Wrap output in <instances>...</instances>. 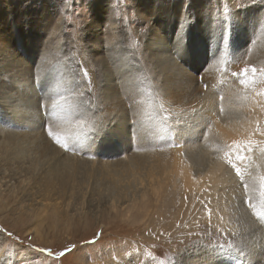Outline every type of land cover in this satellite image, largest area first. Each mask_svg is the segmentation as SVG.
I'll return each mask as SVG.
<instances>
[{
	"label": "rangeland",
	"instance_id": "374dc122",
	"mask_svg": "<svg viewBox=\"0 0 264 264\" xmlns=\"http://www.w3.org/2000/svg\"><path fill=\"white\" fill-rule=\"evenodd\" d=\"M244 69L264 82V0H0V264H264L256 166L199 197L163 155L203 173Z\"/></svg>",
	"mask_w": 264,
	"mask_h": 264
},
{
	"label": "bare ground",
	"instance_id": "6f19581e",
	"mask_svg": "<svg viewBox=\"0 0 264 264\" xmlns=\"http://www.w3.org/2000/svg\"><path fill=\"white\" fill-rule=\"evenodd\" d=\"M260 45V44H259ZM161 46V45H160ZM159 52V51H158ZM160 53V52H159ZM168 60V59H167ZM169 63V62H168ZM223 67V66H222ZM220 69V68H219ZM223 70V69H222ZM248 69L247 72H244V70H236V77L239 76V79L241 80V83H244V80L248 77L254 78L257 81L256 76L258 75V80L260 83H258L259 89L255 90L251 95L248 97L244 107L247 110V116L242 118V119H232V120H227L224 122L216 123V128L218 129V133L220 137L223 140L224 147L222 151H219L215 153V156L212 160H208V163L205 165L204 170H202V174H198L195 177L191 176L187 168H185L180 162L176 161L177 158L176 156L179 155V150L178 148H173L170 150L164 151L163 155L165 156H171L172 155V160H173V165L171 166V174H178L180 176V183H181V189L184 193H190L194 194L193 192L196 191L199 194H215L218 187L221 186L227 179V174L228 172L226 171L225 168V163L227 160L235 161L236 163L241 164L240 169H244L247 172L252 169L254 166H256L255 170L252 171L253 173L256 174V181L258 180L259 183L264 187V156L262 152H264V82L261 81L260 75L259 74H254L256 73L257 69L255 72L249 71ZM63 72V71H62ZM223 73V72H222ZM233 73V72H232ZM241 73V74H239ZM247 75V76H246ZM234 76V77H235ZM63 79L65 78L62 76ZM216 77V76H215ZM233 78V77H232ZM263 79V78H262ZM219 82V81H218ZM247 83V82H246ZM216 84V82H215ZM248 84V83H247ZM60 85V84H58ZM65 86V85H64ZM63 88V87H62ZM60 89V87H59ZM228 94H230L229 91H227ZM24 94V93H23ZM227 94V93H226ZM8 96V95H5ZM21 96V95H20ZM26 96V95H25ZM224 96V95H223ZM10 97V96H9ZM25 98V97H24ZM20 99V98H19ZM18 99V100H19ZM8 100V99H7ZM25 100V99H24ZM19 102H22L19 101ZM24 103V102H22ZM212 103V102H211ZM21 104V103H20ZM25 105V104H24ZM192 105V104H191ZM23 106V105H22ZM194 106V105H193ZM15 107V105H14ZM207 107V106H206ZM215 107V106H214ZM17 110V105L15 107ZM26 108V107H24ZM189 108V107H188ZM201 108V107H200ZM211 108V107H210ZM21 109V108H20ZM23 110V109H22ZM22 110H19L20 112ZM202 110V109H201ZM204 111V110H202ZM212 111V110H211ZM18 112V111H17ZM23 112V111H22ZM26 112V111H25ZM16 113V112H15ZM246 113V112H245ZM20 114V113H19ZM25 114V113H24ZM21 116V114H20ZM20 118V117H19ZM23 121V120H22ZM151 122V121H150ZM25 124V123H24ZM148 124V123H147ZM160 125V124H159ZM193 126V125H192ZM5 127V125H4ZM3 127V128H4ZM22 127V126H21ZM149 127V126H148ZM7 128V127H5ZM199 128V127H198ZM74 129V128H72ZM171 129V128H170ZM197 129V128H196ZM202 129V128H201ZM0 130H2L0 128ZM6 130V129H5ZM3 130L2 132H4ZM8 130V129H7ZM153 130V129H152ZM161 131H164L165 129L162 128L160 129ZM172 130V129H171ZM193 130V129H192ZM9 131V130H8ZM11 132V131H10ZM70 132V130H69ZM81 132V131H80ZM190 132V131H189ZM197 132V131H196ZM217 132V131H216ZM13 133V132H12ZM18 133V131H17ZM170 133V134H169ZM185 133V132H184ZM188 133V132H187ZM193 133V132H192ZM198 133V132H197ZM26 134V133H25ZM68 134V133H67ZM70 134V133H69ZM74 134V133H73ZM156 135L159 134V139L161 141L166 142L169 140L171 136V131L167 132H161L155 133ZM174 134V133H172ZM183 134V133H181ZM191 134V133H190ZM2 135V134H1ZM5 135V134H4ZM14 135H16L14 133ZM21 135V133H20ZM175 135V134H174ZM172 135V136H174ZM195 135V134H191ZM198 135V134H197ZM201 135V134H199ZM25 136V135H24ZM177 137V135H175ZM179 136V134H178ZM183 136V135H182ZM196 136V135H195ZM181 137V136H180ZM191 137V136H190ZM205 137V136H203ZM207 137V136H206ZM23 138V137H22ZM25 138V137H24ZM174 140V137H172ZM192 138V137H191ZM197 138V137H195ZM1 139V138H0ZM13 139V138H11ZM18 139V136H17ZM176 139V138H175ZM15 140V138H14ZM20 140V139H18ZM25 140V139H24ZM178 140V139H177ZM180 140V139H179ZM4 141V140H3ZM23 141V140H22ZM160 141V142H161ZM171 141V140H170ZM183 141V140H182ZM206 141V140H205ZM169 142V141H168ZM174 142V141H173ZM177 142V141H176ZM179 142V141H178ZM188 142V141H187ZM5 143V142H4ZM9 143V142H8ZM171 143V142H170ZM180 143V142H179ZM184 143V142H183ZM18 144L15 140L12 145H14L13 148H16L15 146L18 147ZM22 144V143H21ZM3 145V144H2ZM171 145V144H170ZM9 146V145H8ZM8 146L4 145L5 149L8 148ZM31 146V145H30ZM29 146V147H30ZM10 147V146H9ZM28 147V146H27ZM239 149V151H238ZM19 150V149H18ZM7 151V149L5 150ZM181 151V149H180ZM183 151V150H182ZM18 152V151H17ZM184 152V151H183ZM182 154V153H181ZM161 155V154H160ZM142 156H148L149 158H152L155 156L151 155H142ZM158 157V156H157ZM156 157V158H157ZM190 157V156H189ZM188 157V158H189ZM155 158V159H156ZM167 158V157H166ZM187 158V157H185ZM191 159V158H189ZM69 160V159H68ZM158 161V160H157ZM190 161V160H189ZM229 162V161H228ZM233 162V163H235ZM136 164H139L143 166L144 164H148L150 170L155 164L154 162L152 163L150 160L147 159V157H141L139 160H135ZM190 163V162H189ZM68 164V163H67ZM154 164V165H153ZM168 165V164H167ZM186 165V164H185ZM67 166V165H66ZM71 166V165H70ZM138 167V166H137ZM201 167V166H200ZM203 167V166H202ZM158 168V167H157ZM192 168V167H191ZM139 169V168H138ZM200 169V168H199ZM158 170V169H157ZM201 170V169H200ZM197 172V171H196ZM64 173V172H63ZM151 173V172H150ZM201 173V172H199ZM62 182L66 185L69 182V176L66 174L61 177ZM153 179V178H152ZM251 180V178H250ZM229 181V180H227ZM249 182V181H248ZM255 182V181H254ZM230 184V182H228ZM148 184V183H147ZM178 186V185H177ZM202 187H205L202 191ZM230 187V186H229ZM226 190H229L228 188ZM221 193V192H219ZM196 194V193H195ZM194 194V195H195ZM212 196V195H211ZM186 197V196H185ZM188 197V196H187ZM202 197V196H201ZM191 198V196H190ZM192 199V198H191ZM210 199V198H207ZM188 200V198H187ZM205 200V199H204ZM211 201H215L210 199ZM186 204V203H185ZM197 205V204H196ZM195 205V207H197ZM210 207H211V202H210ZM215 206V205H213ZM183 207V204L181 205ZM214 208V207H213ZM213 210V209H211ZM209 210V211H211ZM196 211V210H195ZM202 211V210H201ZM207 211V210H206ZM214 212V210H213ZM212 213V212H211ZM198 214V213H197ZM58 215V214H57ZM211 216V215H210ZM195 217V215L193 216ZM251 255V254H250ZM264 256V255H263ZM252 261V260H251ZM264 261V260H263ZM248 262V261H247ZM254 262V261H253ZM252 262V264H253ZM251 263V262H250ZM255 263V262H254Z\"/></svg>",
	"mask_w": 264,
	"mask_h": 264
},
{
	"label": "snow or ice",
	"instance_id": "6c2138e0",
	"mask_svg": "<svg viewBox=\"0 0 264 264\" xmlns=\"http://www.w3.org/2000/svg\"><path fill=\"white\" fill-rule=\"evenodd\" d=\"M247 71H248V69H244V72H247ZM252 71L255 72V69H252ZM57 142H59V141H57ZM238 151H239V149H238ZM239 171H240V170L237 169V173H238V174H239Z\"/></svg>",
	"mask_w": 264,
	"mask_h": 264
}]
</instances>
